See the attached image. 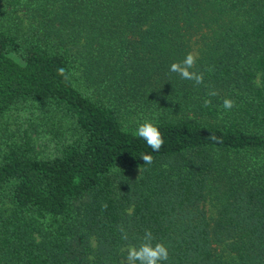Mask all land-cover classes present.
<instances>
[{
	"label": "trees",
	"instance_id": "trees-1",
	"mask_svg": "<svg viewBox=\"0 0 264 264\" xmlns=\"http://www.w3.org/2000/svg\"><path fill=\"white\" fill-rule=\"evenodd\" d=\"M146 229L264 264V0H0V264H124Z\"/></svg>",
	"mask_w": 264,
	"mask_h": 264
},
{
	"label": "clouds",
	"instance_id": "clouds-1",
	"mask_svg": "<svg viewBox=\"0 0 264 264\" xmlns=\"http://www.w3.org/2000/svg\"><path fill=\"white\" fill-rule=\"evenodd\" d=\"M197 56L189 52L182 61L173 62L170 66V71L178 74L184 80L193 81L196 85H201L204 82V74L195 70ZM61 76H65V69H58ZM65 78H67L65 76ZM209 96H215V91H210ZM205 106L210 104V100H205ZM235 106V102L231 98L223 100V107L226 110H231ZM137 137L144 140L152 152L159 151L164 145L163 134L155 122L148 120L139 124L134 133ZM210 138L213 141L220 142V138L215 134H211ZM141 159L145 164L153 162V155L151 152L142 153ZM142 171V169H141ZM121 239L127 241L129 239L128 233L121 228ZM155 237L150 229H146L141 242L138 245H131L127 249L124 264H163L169 258V249L162 242H154Z\"/></svg>",
	"mask_w": 264,
	"mask_h": 264
}]
</instances>
